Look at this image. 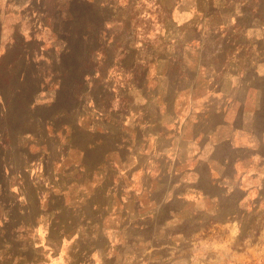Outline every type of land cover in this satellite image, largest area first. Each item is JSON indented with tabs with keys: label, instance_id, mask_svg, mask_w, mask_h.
Masks as SVG:
<instances>
[{
	"label": "crops",
	"instance_id": "0c3cea01",
	"mask_svg": "<svg viewBox=\"0 0 264 264\" xmlns=\"http://www.w3.org/2000/svg\"><path fill=\"white\" fill-rule=\"evenodd\" d=\"M123 2L0 0V256L17 245L16 264H192L182 227L264 190L241 70L206 51L229 29L260 39L261 20L242 22L244 0H171L144 31Z\"/></svg>",
	"mask_w": 264,
	"mask_h": 264
},
{
	"label": "rangeland",
	"instance_id": "374dc122",
	"mask_svg": "<svg viewBox=\"0 0 264 264\" xmlns=\"http://www.w3.org/2000/svg\"><path fill=\"white\" fill-rule=\"evenodd\" d=\"M244 1L243 7L246 13L243 15L242 22L248 26L254 22V18L260 19L262 23V28L259 29L261 38L256 40L249 36L252 30H247V35L246 33L243 35L242 30L239 32L237 29H229L226 30L229 40L226 44H208L207 50H204L208 54L209 52L218 53L220 50L225 55L229 54L228 62L223 61L222 55H220L215 67L219 68L222 64H227V67L233 71L241 70L242 76L239 80L235 78L234 80L245 86L247 92H236L233 98L246 102L247 111L245 112L247 115L251 113L250 115L255 117L252 122L256 123L245 127L260 133L264 140V0H261L260 6L256 0L255 12H253V2L251 0ZM126 3L133 7L123 14L127 22L133 21L135 27L143 28L144 31H152L149 30V21L144 18L146 12L154 11L152 7L156 5L165 7L171 5V0L170 2L168 0H127V2H123V4ZM222 4L223 6L227 5L224 2ZM154 16L160 17L161 20L158 11H155ZM237 54L241 60H238ZM240 107L237 105V108L231 111L232 114H237ZM261 152L262 155L258 159H260L261 165H264V150ZM257 163L258 161L252 165L258 167ZM223 202L222 213L215 216H205L199 213L196 223L192 222L190 225L182 227L184 236L180 239L183 250L177 254V257L181 261L187 260L192 264H264V190H262L261 196L248 206L236 208L233 203L226 202V199ZM151 231L152 229L149 232L152 233ZM162 242L167 241L163 240ZM16 253L17 245L11 247L10 252H7L8 256L4 257V251H2L0 264H16L12 259ZM165 255V252L157 254L162 257ZM18 264H25V261Z\"/></svg>",
	"mask_w": 264,
	"mask_h": 264
}]
</instances>
